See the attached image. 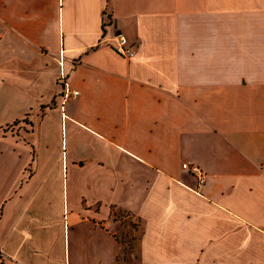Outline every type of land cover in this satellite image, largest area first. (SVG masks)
I'll return each instance as SVG.
<instances>
[{"label":"crops","instance_id":"0c3cea01","mask_svg":"<svg viewBox=\"0 0 264 264\" xmlns=\"http://www.w3.org/2000/svg\"><path fill=\"white\" fill-rule=\"evenodd\" d=\"M112 210L133 264H264V0H0V264H120Z\"/></svg>","mask_w":264,"mask_h":264},{"label":"rangeland","instance_id":"374dc122","mask_svg":"<svg viewBox=\"0 0 264 264\" xmlns=\"http://www.w3.org/2000/svg\"><path fill=\"white\" fill-rule=\"evenodd\" d=\"M112 216L120 220L117 234L122 243V250L118 255V261L120 264H133L136 258V241L140 232L138 221L121 210H112Z\"/></svg>","mask_w":264,"mask_h":264},{"label":"built area","instance_id":"2783aa9c","mask_svg":"<svg viewBox=\"0 0 264 264\" xmlns=\"http://www.w3.org/2000/svg\"><path fill=\"white\" fill-rule=\"evenodd\" d=\"M104 16L105 14H103V17ZM112 49L121 56H128L132 53L131 47L127 44L126 39L120 32H115L113 34ZM60 83H62V88L60 92L61 102H64V100L69 95L74 96L77 94V91L69 90L65 85V83L61 81V79H60ZM181 168L187 171L188 173H190L191 175H193L196 179L197 184H201L204 181V177H205L204 173L198 165L185 162L181 164Z\"/></svg>","mask_w":264,"mask_h":264}]
</instances>
